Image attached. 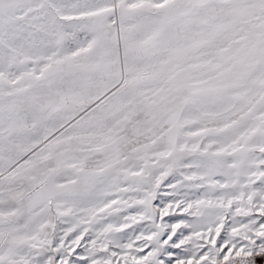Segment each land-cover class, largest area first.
I'll return each mask as SVG.
<instances>
[{
	"label": "snow or ice",
	"instance_id": "obj_1",
	"mask_svg": "<svg viewBox=\"0 0 264 264\" xmlns=\"http://www.w3.org/2000/svg\"><path fill=\"white\" fill-rule=\"evenodd\" d=\"M0 264H264V0H0Z\"/></svg>",
	"mask_w": 264,
	"mask_h": 264
}]
</instances>
